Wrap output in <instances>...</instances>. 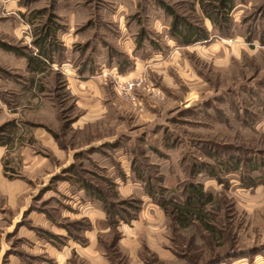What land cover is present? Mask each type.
Returning a JSON list of instances; mask_svg holds the SVG:
<instances>
[{"label":"rangeland","instance_id":"1","mask_svg":"<svg viewBox=\"0 0 264 264\" xmlns=\"http://www.w3.org/2000/svg\"><path fill=\"white\" fill-rule=\"evenodd\" d=\"M234 1L223 36L199 0H0V42L36 52L34 29L52 13L65 47L61 63L42 74L0 48V128L14 123L0 146V172L27 184L15 204L0 188V247L23 250L18 234L1 237L12 220L29 223L20 212L29 201L33 220L42 209L76 237L69 264H264V184L243 187L238 173L217 166L233 153L264 159V0ZM160 2L206 28L208 41L179 45ZM71 164L103 189L111 210L141 200L136 218L106 227L99 202L85 203L77 176L63 173ZM55 176L72 181L52 183ZM146 182L177 201L189 182L201 183L218 234L197 222L179 227L146 194ZM256 252L263 256L238 259Z\"/></svg>","mask_w":264,"mask_h":264},{"label":"trees","instance_id":"2","mask_svg":"<svg viewBox=\"0 0 264 264\" xmlns=\"http://www.w3.org/2000/svg\"><path fill=\"white\" fill-rule=\"evenodd\" d=\"M234 0H199V7L203 16L208 19L213 29H215L219 35H227L231 27V17L230 13L234 7ZM160 5L163 9L171 15L172 19L170 22L169 35L181 46L192 45L198 42L208 41L210 34L203 26H198L194 23H191L182 17H179L169 6L165 3L160 2ZM36 13H41L40 11H35L32 15ZM24 15H22L23 17ZM47 21L40 27L34 29L32 46L36 52H24L21 48L12 47L6 43L0 42V48L7 52H12L15 55L22 56L26 60V69L30 73L42 74L48 70L52 64H60L61 61L59 57H62V52L65 49L64 45L57 39V31L62 28L61 25L55 23V16L52 13H49L47 16ZM145 32L141 30L140 37L144 36ZM138 39V42L140 40ZM151 44L152 40L149 41ZM261 44H264V41H260ZM60 57V58H61ZM14 128V123L12 121L8 122L6 125L0 128V146H6L10 143L11 132ZM47 131L53 136V133L47 129ZM54 137V136H53ZM111 146L112 145H108ZM243 160V161H242ZM241 161L243 164L241 165ZM207 166V165H206ZM218 170L220 172H235L239 174V180L241 185L246 188H252L257 184H264V159L258 157H245L242 159L241 155L233 153L225 161L218 160L217 162ZM5 168V167H4ZM216 167L208 165L206 167V175L210 178L215 179L219 184H225L224 179L220 177ZM69 172L71 175L77 176L78 188L83 191L84 197L89 201L99 202L102 211L105 214V225L109 229H116V227L124 222L128 223L132 219L136 218L137 213L141 207V200L135 199L134 201H123L126 209L111 210L110 206L107 203L106 193L101 188H94L89 184L81 175L76 171L74 164H71L63 173ZM258 173L255 176H252L251 173ZM72 176L63 177L55 176L52 179V183L57 180H67L72 181ZM138 178L143 180L141 177ZM108 188L114 185V183L104 177L102 179ZM70 181V182H71ZM162 191V189H161ZM158 192L155 195L153 192V187L149 182H146V194L152 198V200L160 206L164 213L171 214L173 220L179 227H184L186 225L194 224L195 222L198 225L210 232L212 235L218 234V232L212 227L210 211L205 209V206L212 203V194L211 192L204 191L201 183L189 182L185 186V199L183 201H177L170 198H163L162 192ZM40 212H43L47 215V212L42 209H37ZM47 217H50L47 215ZM80 230H84L85 225L83 222L80 223ZM87 226V225H86ZM78 229V230H79ZM66 236H57L53 233L44 230L42 228H35V231L39 236L47 238L55 246H60L65 244L66 239L73 238L74 235L68 231L66 228ZM79 230V231H80ZM54 239L59 242V245L54 242ZM84 240V238L82 239ZM220 261L216 259L214 262L208 264H213Z\"/></svg>","mask_w":264,"mask_h":264},{"label":"crops","instance_id":"3","mask_svg":"<svg viewBox=\"0 0 264 264\" xmlns=\"http://www.w3.org/2000/svg\"><path fill=\"white\" fill-rule=\"evenodd\" d=\"M76 77H79V75H76ZM76 121V120H75ZM48 132V131H47ZM50 134V133H48ZM52 136V135H51ZM54 144V143H53ZM0 185L3 193L7 196V198L12 201V204H15L17 201V197L21 194V192H24L27 188V184L20 179H14V180H8L3 178L0 172ZM76 194H79L80 196L83 195V191L77 187L75 190ZM85 203L92 204L95 203L91 202L89 200H85ZM24 205V206H23ZM21 207L20 212H25L27 216H30L29 223L24 224L22 226L18 225L22 222H20L18 219L12 220L7 225V230L4 231L3 237L1 239H7L6 237L9 234H18L20 238H22L23 242L20 244V247L23 249L22 251H13L9 245L5 244V247H0V264H69L70 259V252L71 254H74L76 252L75 246L73 241L70 238L66 239L65 244L58 246H55L52 244L47 238L43 236H39L37 232L35 231V228H44L47 230L53 231V233L58 234L60 236H66V230L63 227H56L52 221H50L46 214L43 212H38L37 218L33 220L31 218V214L35 211L31 208L30 202L27 201L25 204H23ZM102 211V210H101ZM87 218L88 222L92 226L91 219ZM1 220V219H0ZM104 220V219H103ZM19 226V227H18ZM55 227V229H53ZM89 231V230H88ZM87 231H85L86 233ZM84 233V236H85ZM71 241V242H70ZM76 242V241H75ZM26 243V244H25ZM70 243H73V245H69ZM41 247V248H40ZM68 249L67 251H64ZM263 256L261 253H253L249 257L247 256H241L238 259L246 260H255L258 257ZM38 260V262H36Z\"/></svg>","mask_w":264,"mask_h":264},{"label":"built area","instance_id":"4","mask_svg":"<svg viewBox=\"0 0 264 264\" xmlns=\"http://www.w3.org/2000/svg\"><path fill=\"white\" fill-rule=\"evenodd\" d=\"M129 86H132V85H129Z\"/></svg>","mask_w":264,"mask_h":264}]
</instances>
